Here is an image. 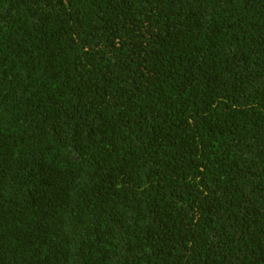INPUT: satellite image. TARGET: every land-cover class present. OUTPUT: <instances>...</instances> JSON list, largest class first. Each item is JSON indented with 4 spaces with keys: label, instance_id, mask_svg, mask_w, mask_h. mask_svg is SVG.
<instances>
[{
    "label": "trees",
    "instance_id": "obj_1",
    "mask_svg": "<svg viewBox=\"0 0 264 264\" xmlns=\"http://www.w3.org/2000/svg\"><path fill=\"white\" fill-rule=\"evenodd\" d=\"M0 264H264V0H0Z\"/></svg>",
    "mask_w": 264,
    "mask_h": 264
}]
</instances>
